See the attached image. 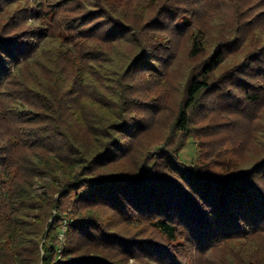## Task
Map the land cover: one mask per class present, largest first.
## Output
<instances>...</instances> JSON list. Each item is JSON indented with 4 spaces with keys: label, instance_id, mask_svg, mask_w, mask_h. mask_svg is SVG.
I'll list each match as a JSON object with an SVG mask.
<instances>
[{
    "label": "trees",
    "instance_id": "1",
    "mask_svg": "<svg viewBox=\"0 0 264 264\" xmlns=\"http://www.w3.org/2000/svg\"><path fill=\"white\" fill-rule=\"evenodd\" d=\"M15 1L0 0V11L2 3ZM108 1L80 16L78 34L87 36L61 45L69 51L60 57L83 60L81 53L69 54L71 45L81 41L87 52L95 39L131 45L111 95L118 103L115 115H99L96 110L103 111L94 100L87 116L89 128L79 125L81 114L66 115L67 108L80 106L85 96L84 86L70 79L68 88L41 94L42 113L54 124L49 137L48 132L41 138L35 135L37 151L24 154L0 144V264H180L173 244L180 234L206 245L246 230H264V154L247 166L231 165L218 172L178 158L199 110H218L227 121L224 125L242 121V132L253 119H264V44L218 73L233 50L226 41L217 42L211 54L189 71L185 96L163 147L154 155L145 154L135 166H125L130 141L145 128L132 123L125 80L147 74L158 86L184 35L192 59L205 53L207 39L198 31L188 36L195 22H189L191 16L182 15L173 0H127L118 6ZM99 13L103 20L110 19L111 28L94 36L104 31V25L89 21ZM263 15L261 11L240 26L256 25ZM28 33L35 36L0 33V88L15 74L18 79L23 65L49 37L40 36V30ZM245 40L241 36L240 41ZM69 200L73 201L66 210ZM125 225L137 231L130 234ZM149 227L171 245L144 238L141 234ZM64 228L65 244L60 247Z\"/></svg>",
    "mask_w": 264,
    "mask_h": 264
},
{
    "label": "rangeland",
    "instance_id": "2",
    "mask_svg": "<svg viewBox=\"0 0 264 264\" xmlns=\"http://www.w3.org/2000/svg\"><path fill=\"white\" fill-rule=\"evenodd\" d=\"M103 1L42 0L40 4H36L16 0L1 4V34L35 36L28 31L40 30V36H49L42 41L40 50L32 59L23 65L22 72H18V79L15 74L10 82L0 88V144L5 149L22 151L24 154L32 152L31 150L37 151L39 143L34 138H41L47 132L49 137L54 124V120L47 119L49 115L42 113L41 94L52 88L55 93L68 88L70 79H74L75 85L84 86L85 96L80 101V106L67 108L66 115L70 117L72 112L73 116L81 114L79 125L89 128L87 116L93 108V100L103 111L101 113L96 110L99 115L105 114L108 118L115 115L118 103L111 99V95L116 89V78L126 61L125 54L132 48L131 45L125 41L116 43L95 39L89 47L94 53L92 54L84 50L83 45L86 42L81 41L79 45H75L77 47L71 45L69 54L81 53L83 60L78 58L73 62L60 57L63 54L61 52L69 51L62 49L61 45L66 46L70 41L73 44L76 36H87L78 34L80 27L77 22L80 16L86 14L96 3L101 4ZM126 1L110 0L115 6L126 4ZM173 3L182 15L191 16L189 22H195L188 36L198 31L197 35L206 37L207 49L201 56L190 58L187 35H184L178 41L175 60L162 84L157 86L156 80L147 74L135 75L125 80L129 88L127 107L133 111L132 123L145 127L130 141L131 149L122 161L125 166H135L145 154L154 155L158 148L163 147L185 96L184 84L189 71L211 54L217 42L226 41L227 46L233 50L218 73L240 62L251 49L264 44V15L256 20V25L240 26L242 22L264 11V0H173ZM33 12L35 15L31 14ZM119 13L116 10L114 14L118 17ZM100 16L99 13L89 20L91 25H104V29H101L104 31H99L94 36H103L111 28L108 23L110 19L103 20ZM179 22L181 19L177 23ZM241 36H245L244 42L240 41ZM94 50L99 52L96 54ZM28 84L31 85L30 88L27 87ZM261 111L264 113V109ZM217 113L218 110L209 108L196 112L191 137L185 139V146L178 154L183 163L191 166L207 164L208 168L218 172L230 168L231 165L247 166L264 154V137L261 135L264 134V119H253L248 123L247 131L244 129L245 132H242L239 128H244L242 121L237 119V123L235 121L233 124L224 125L226 119ZM72 201L69 200L64 205L66 210H70ZM125 226L130 234L137 231L131 225ZM145 229V233L141 234L144 238H151L152 242L161 243L163 246L171 245L172 242L162 233L152 227ZM60 240V247H63L64 233L60 234ZM173 244L177 248L176 258L180 264H264L263 229L246 230L230 240L206 245L190 242L180 234ZM133 263L131 261L130 264Z\"/></svg>",
    "mask_w": 264,
    "mask_h": 264
},
{
    "label": "built area",
    "instance_id": "3",
    "mask_svg": "<svg viewBox=\"0 0 264 264\" xmlns=\"http://www.w3.org/2000/svg\"><path fill=\"white\" fill-rule=\"evenodd\" d=\"M64 231H65V228H64V230H63V233H64Z\"/></svg>",
    "mask_w": 264,
    "mask_h": 264
}]
</instances>
